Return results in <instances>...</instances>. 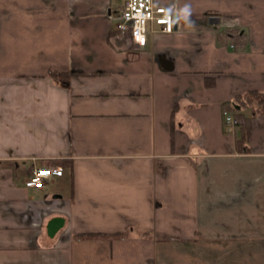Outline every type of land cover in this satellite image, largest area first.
Segmentation results:
<instances>
[{
    "label": "crops",
    "instance_id": "crops-1",
    "mask_svg": "<svg viewBox=\"0 0 264 264\" xmlns=\"http://www.w3.org/2000/svg\"><path fill=\"white\" fill-rule=\"evenodd\" d=\"M125 1L0 0V264H264V110L224 123L264 94V0H154L142 50Z\"/></svg>",
    "mask_w": 264,
    "mask_h": 264
},
{
    "label": "built area",
    "instance_id": "built-area-1",
    "mask_svg": "<svg viewBox=\"0 0 264 264\" xmlns=\"http://www.w3.org/2000/svg\"><path fill=\"white\" fill-rule=\"evenodd\" d=\"M174 10L159 6L154 0H126L121 12L115 18L116 31L130 37L135 49L147 47L149 32L172 33ZM242 119L232 111L224 113V123L230 129L238 128ZM62 168H42L33 170L26 180L28 188L42 189L52 176H60Z\"/></svg>",
    "mask_w": 264,
    "mask_h": 264
},
{
    "label": "trees",
    "instance_id": "trees-1",
    "mask_svg": "<svg viewBox=\"0 0 264 264\" xmlns=\"http://www.w3.org/2000/svg\"><path fill=\"white\" fill-rule=\"evenodd\" d=\"M225 37H235L234 32L228 31ZM71 74L69 73H56L53 78L67 85L70 80ZM229 106V105H227ZM257 106L256 110L250 111V116L254 117L256 114L263 112L264 110V94L256 91L248 92L245 95L239 97L231 106V111L236 117H243L246 121L245 124L249 123V116L245 115L243 111L247 109H252V107ZM239 108V109H237ZM247 128L241 131V136L237 139L236 144L240 152H246L247 149ZM91 237H99L98 235H92Z\"/></svg>",
    "mask_w": 264,
    "mask_h": 264
},
{
    "label": "water",
    "instance_id": "water-1",
    "mask_svg": "<svg viewBox=\"0 0 264 264\" xmlns=\"http://www.w3.org/2000/svg\"><path fill=\"white\" fill-rule=\"evenodd\" d=\"M64 225V219L62 218H55L48 224V234L51 237H54V235L63 227Z\"/></svg>",
    "mask_w": 264,
    "mask_h": 264
}]
</instances>
